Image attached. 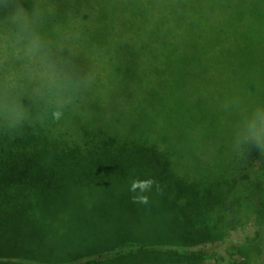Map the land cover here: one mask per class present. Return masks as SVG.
Returning <instances> with one entry per match:
<instances>
[{
	"label": "trees",
	"instance_id": "16d2710c",
	"mask_svg": "<svg viewBox=\"0 0 264 264\" xmlns=\"http://www.w3.org/2000/svg\"><path fill=\"white\" fill-rule=\"evenodd\" d=\"M43 3L75 23L74 64L96 83L59 121L0 128V264H210L248 224L232 264H264V151L233 148L264 105V0ZM181 139L199 163L185 172Z\"/></svg>",
	"mask_w": 264,
	"mask_h": 264
},
{
	"label": "clouds",
	"instance_id": "9594fccd",
	"mask_svg": "<svg viewBox=\"0 0 264 264\" xmlns=\"http://www.w3.org/2000/svg\"><path fill=\"white\" fill-rule=\"evenodd\" d=\"M53 16L43 0L30 9L10 0L0 21V62L10 68L0 81V128L59 121L76 108L81 91L96 83L95 72L81 78L74 64L80 39L75 23L61 28ZM250 147L264 151V105L253 108L233 133L234 150ZM149 186L133 182L132 189Z\"/></svg>",
	"mask_w": 264,
	"mask_h": 264
},
{
	"label": "rangeland",
	"instance_id": "374dc122",
	"mask_svg": "<svg viewBox=\"0 0 264 264\" xmlns=\"http://www.w3.org/2000/svg\"><path fill=\"white\" fill-rule=\"evenodd\" d=\"M154 127L157 128V126L154 124ZM116 138V136H114ZM168 147L170 148L172 153V162L178 169L179 172H185L192 168H195L199 166V163L196 162V157L194 156L193 150L191 147L184 142L183 139L180 141H169ZM254 224H248L244 227H235L231 231L228 232V236H226L224 241L220 243L219 246V253H216V256L213 259H216V262L211 261L210 264H232L233 261H237L239 258H241L236 251L237 247L239 245H242L241 243H244L245 240H249L251 237L254 236L255 230ZM104 233H107V228L104 231ZM117 232L113 233L116 234ZM152 235H159V233L153 232ZM263 248L261 255V259L264 261V230H263ZM151 234H148V236ZM96 237H94L95 239ZM89 239V238H88ZM72 242H75L74 240H71ZM123 243L119 244V247H125L129 245L130 243L121 246ZM118 247V248H119ZM117 249V248H116ZM221 258V259H220ZM154 261V260H153ZM155 262V261H154ZM127 264H159V263H145L141 259L135 260L131 263Z\"/></svg>",
	"mask_w": 264,
	"mask_h": 264
}]
</instances>
